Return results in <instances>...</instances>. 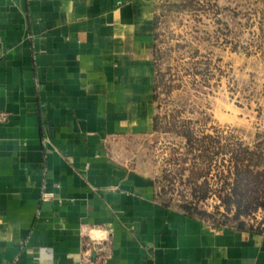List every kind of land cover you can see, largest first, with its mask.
<instances>
[{
  "label": "crops",
  "instance_id": "1",
  "mask_svg": "<svg viewBox=\"0 0 264 264\" xmlns=\"http://www.w3.org/2000/svg\"><path fill=\"white\" fill-rule=\"evenodd\" d=\"M159 0H0V264H264V230L162 201L116 144L157 132Z\"/></svg>",
  "mask_w": 264,
  "mask_h": 264
},
{
  "label": "rangeland",
  "instance_id": "2",
  "mask_svg": "<svg viewBox=\"0 0 264 264\" xmlns=\"http://www.w3.org/2000/svg\"><path fill=\"white\" fill-rule=\"evenodd\" d=\"M155 61L157 132L116 156L165 203L264 230V0H159Z\"/></svg>",
  "mask_w": 264,
  "mask_h": 264
},
{
  "label": "built area",
  "instance_id": "3",
  "mask_svg": "<svg viewBox=\"0 0 264 264\" xmlns=\"http://www.w3.org/2000/svg\"><path fill=\"white\" fill-rule=\"evenodd\" d=\"M109 255L103 252L101 247L88 242L81 259L75 264H107Z\"/></svg>",
  "mask_w": 264,
  "mask_h": 264
},
{
  "label": "trees",
  "instance_id": "4",
  "mask_svg": "<svg viewBox=\"0 0 264 264\" xmlns=\"http://www.w3.org/2000/svg\"><path fill=\"white\" fill-rule=\"evenodd\" d=\"M156 124H157V120H156ZM240 204H241V203H239V206H240ZM182 208L185 209L186 211H188L189 213L194 214V213L192 212V208H191L189 205H183ZM247 209H249V207H248ZM199 213H200L201 215H207L206 212H199ZM195 215H197V214H195ZM197 216H199V215H197ZM200 217H201V216H200Z\"/></svg>",
  "mask_w": 264,
  "mask_h": 264
}]
</instances>
